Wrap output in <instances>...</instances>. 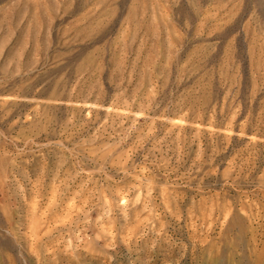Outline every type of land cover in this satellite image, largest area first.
<instances>
[{"label":"rangeland","instance_id":"374dc122","mask_svg":"<svg viewBox=\"0 0 264 264\" xmlns=\"http://www.w3.org/2000/svg\"><path fill=\"white\" fill-rule=\"evenodd\" d=\"M0 264H264V0H0Z\"/></svg>","mask_w":264,"mask_h":264}]
</instances>
